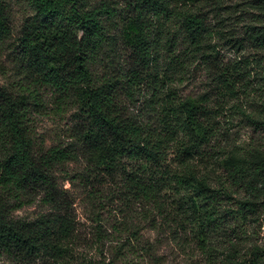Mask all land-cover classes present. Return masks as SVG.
Returning <instances> with one entry per match:
<instances>
[{"label":"trees","instance_id":"trees-1","mask_svg":"<svg viewBox=\"0 0 264 264\" xmlns=\"http://www.w3.org/2000/svg\"><path fill=\"white\" fill-rule=\"evenodd\" d=\"M28 1L35 14L25 19L15 47L21 77L0 85V258L79 264L74 202L63 178L88 191L97 221L114 217L120 231L130 232L127 218L140 215L172 235L191 233L205 250L215 217L256 212L264 197V153L229 156L231 186L248 195L231 212L223 207L230 188L200 176L195 162L204 161L215 135L213 112L248 91L249 57L225 63L221 51L243 48L246 40L264 47V0ZM243 6L257 14L249 20L245 8L238 11ZM7 8L0 0V45L12 36ZM240 23L245 37L234 32ZM198 67L208 74L204 94L183 96L178 87ZM48 101L57 115L73 113L67 141L45 149L38 147L35 122ZM250 114L264 127L263 102ZM38 199L48 212L33 220L10 217ZM252 257L250 264H264V248Z\"/></svg>","mask_w":264,"mask_h":264},{"label":"rangeland","instance_id":"rangeland-1","mask_svg":"<svg viewBox=\"0 0 264 264\" xmlns=\"http://www.w3.org/2000/svg\"><path fill=\"white\" fill-rule=\"evenodd\" d=\"M8 6L12 36L0 45V85L13 86L19 79V69L16 65V41L21 35L26 18L35 14L28 0H1ZM236 1H227L234 4ZM246 9L245 15L250 18L257 14L256 9L247 6L239 7L238 11ZM252 14V15H251ZM237 35L245 37L242 23L235 28ZM117 35L119 30H117ZM118 44L123 46L121 40ZM241 49V50H240ZM222 49L221 54L225 63H234L241 58L249 57L252 68L248 81V91L237 98H230L222 103L217 110L216 99L211 97L209 104L215 110V135L206 146V156L197 160L200 176L208 177L214 182L219 180L218 186L230 188V197L224 202V210L231 212L243 207L239 200L245 201L248 195L238 185L231 186V180L226 172V163L234 151L264 153V127L252 123L247 115L254 113L264 103V47L254 43H244L243 48ZM98 74L104 73V68L97 67ZM208 75V74H207ZM205 72L195 68L190 79L184 80L178 87L183 96L200 97L204 94L205 86L209 83ZM52 96L46 93V99ZM150 93L141 95L138 106ZM221 103V102H220ZM46 113L36 117L35 127L37 143L40 148L67 141V128L70 125V111L66 115H57L52 109L51 101L46 103ZM246 113H245V112ZM155 113V112H154ZM154 113L149 112L152 119ZM251 115V114H250ZM204 148V149H205ZM82 164H71V170H79ZM61 175V174H60ZM222 180V182H221ZM69 190L73 203L74 216L77 221V243L74 245V263L92 264H245L251 263L258 248H264V197L257 205L255 213H250L240 219L226 221L225 217H215L212 220L211 238L207 249H203L194 241V237L181 229L173 235L152 225L150 219H143L140 215H131L128 223L133 224L131 231H120V225L114 222V217L97 221L95 201L88 198L87 190L78 185H72L65 178L60 180ZM223 183V184H221ZM2 194L0 190V195ZM264 196V195H263ZM135 209V208H134ZM49 207L43 205L39 199L33 203L15 208L10 217L20 220H33L40 214L48 212ZM139 212V211H137ZM222 251V253H220ZM223 255L225 257H223ZM0 264H14L11 260L0 258ZM256 264H259L256 262ZM261 264V263H260Z\"/></svg>","mask_w":264,"mask_h":264}]
</instances>
